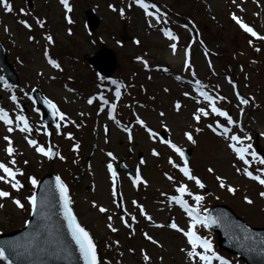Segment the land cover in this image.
I'll list each match as a JSON object with an SVG mask.
<instances>
[{
    "label": "rangeland",
    "instance_id": "374dc122",
    "mask_svg": "<svg viewBox=\"0 0 264 264\" xmlns=\"http://www.w3.org/2000/svg\"><path fill=\"white\" fill-rule=\"evenodd\" d=\"M198 1L206 9L205 15L210 13L219 21L214 24L207 18H200L198 24L203 39L208 44L211 43L213 55L216 57L214 62L212 60L210 62L206 57L204 59L203 56L197 54L189 70L187 64L183 73L172 75L178 84L173 81L172 77H167L164 72H168L167 66L174 69V72L180 71L181 54L178 53L177 56H179L176 57L179 60L178 65L169 63L167 43L159 34V27L152 29L150 25L147 28L144 23L146 20L141 16L142 9L138 5L136 7L138 12L134 11L132 14L127 13L125 8H121L125 11L121 16L118 15V11L121 9L112 13L107 10L108 2L106 0H76L74 14L77 26L73 29L74 35L69 37L65 34L66 26L62 21V12L54 1L32 0L31 8L35 7L36 13L44 16L49 25H53L51 26L54 33L57 32L55 34L59 48L66 47L73 50L75 56V59H60L66 72L62 79L50 80L49 77H54V74L43 60V44L28 43V34L20 30L15 24L13 14L6 13L3 5L0 4V38L5 43H9L10 49L15 47V52L21 61V66L18 65L19 69L17 70L21 71L22 75L16 71V65L12 64L22 83L21 96L23 93L30 94L35 84L41 82L40 87L43 90L41 92L45 97L59 106L62 105L72 116V119H82V123L76 129H68L66 132L67 137L64 138L65 160L63 161V158L52 164L46 160L38 159L31 151L27 150L23 137L19 136L17 132L18 123L14 122L15 132L11 136L6 133L7 127L0 123V158L6 160L8 144L5 137L7 136L13 141L12 146L15 149V154L11 160L16 157L17 171L24 172L27 169L29 172L28 166H31V178L35 177L37 181L44 175L59 173L63 178H67L68 182H71L70 195L73 206L81 223L89 228L97 245H100V255L104 258L102 264H145V254L150 257L148 264H192V262L186 255V251L190 250L186 237L167 227L174 220L181 228L188 230L191 223L183 209L170 199L175 195L179 183L182 182L177 170L179 167L174 168L169 163V159H171L180 166L172 149L166 143L160 142L161 146H159L152 141L149 133L144 134L143 127L138 123L123 125L126 130L131 129L132 138L129 139L128 131L126 135H123L106 118L100 119L99 117L94 120L97 117V109L92 110L86 105V97L96 92L94 83L97 81L89 76L86 66L77 62L78 56L81 57L84 53H94V50L96 51L100 46L110 48L116 54L115 74L124 76L127 80L130 75V83L122 84L119 90L122 100L116 115L121 122L123 124L132 123L136 118L135 112L137 111L140 119L144 120L152 131L157 134L163 131L167 136V141L171 140L178 147H190L189 167L192 174L205 184L202 194L200 189L194 192L196 195L205 196L204 209L212 205H225L231 208L247 225L252 228L264 229V198L259 195L264 192V187L245 177L243 174L245 168L240 166L231 153L233 151L227 145L230 143L229 139L216 138L207 131L206 124L208 123L212 128H215V118L201 119L200 123L194 120L193 117L197 114V109L204 108L206 111H210V108H207L193 95V86L184 87L182 85L184 82L186 85V82L198 81L201 85L200 88L210 93L214 89L215 96L224 97L218 102V107H221L222 111L228 112L234 122L238 123L244 118L240 129L241 133L236 126L234 130H231L230 135L239 136L243 141L242 145H250L252 149V141L257 134L258 146L264 154V51L260 54L261 65H256L252 61H250L252 64L248 65V53L252 50L249 42H246L234 30L223 34H218L216 31V28H219L221 32L222 27L225 26V17L231 7L241 13L244 18L250 17L255 22L257 30L263 31L260 35L264 36V0H235V3L233 0ZM24 2V0H15L13 5L20 6ZM171 4L176 7L174 0L171 1ZM87 9L92 10L101 21L91 37L85 34L88 31L83 30V11ZM21 13L28 15L25 10H22ZM81 15L82 18H80ZM30 23L34 24L35 20L32 19ZM176 25L182 32L181 40L184 46L187 42V36L184 38V35L188 32L192 36V33L190 29L183 31L178 23ZM134 38H138V41L146 46V49H141ZM259 43H264V40ZM59 48L56 47L55 51L57 52ZM138 55V58H147V62L157 65L162 73L150 74L149 71L154 68V65H147L144 70H140V65L132 63V58ZM74 62L77 63L74 64ZM238 65L243 66L244 72L247 74L246 79H250L244 82L240 78L238 81L244 95L252 101L250 110H247L244 104L234 100L236 96L234 85L220 73L224 69L228 71L233 69L236 74H239ZM70 66L76 67L68 71ZM210 68L211 70L207 72ZM193 72L195 76H193ZM213 74L214 77L211 76ZM87 76L88 78H86ZM68 77L74 78V82L67 81ZM77 77L79 79L75 80ZM212 83L213 85H211ZM209 85L213 89H210ZM65 89L72 92L69 93ZM0 92L5 94L3 104L8 93L1 88ZM102 94L104 95V93ZM177 103L181 105L179 112L175 107ZM13 112L11 111V113ZM161 113L164 115L161 116ZM89 116L91 118H88ZM69 119L66 115L65 120L68 122ZM38 123L37 132L43 127L40 121ZM223 126L233 127L227 122ZM106 127H109L108 134L103 133ZM197 128H200L201 131L197 132ZM186 133L193 135L195 144L187 142ZM69 136L72 139H69ZM54 142L60 143L61 140L55 138ZM77 145H79L78 151L74 150ZM153 150L159 152L160 155L153 156ZM107 152L114 156V161H110L106 157ZM61 157L63 156L61 155ZM27 161L28 163H25ZM116 161H124L127 167L132 168L136 175L139 172L142 180L146 181V186L142 183L136 187L130 178L121 175L119 192L126 204L124 215H129L132 219L135 217L128 227H125L122 220L113 214L117 211L113 198V186L106 167L109 164L113 166ZM256 163L257 170L250 169V171L259 175L260 170L264 169V165ZM68 167L73 174L72 179L63 174L66 173ZM209 168L214 171L210 173ZM168 175H171L174 180L169 181ZM216 177H221L226 187H235L236 195L233 196L226 188H221L220 181ZM33 190L34 187L29 183V188L26 191L21 190L17 194L30 197ZM13 192L12 200L17 197L14 189ZM24 197L17 198L24 204L22 211L12 203V200L3 201L0 199V203L5 205L4 208H0V234H7L23 226L29 207ZM245 197L252 199L254 203L248 205L245 203ZM131 201L135 202V207L130 205ZM93 204L98 207H93ZM138 206L143 207L147 214L153 218L151 222L145 219ZM191 206L196 207V203ZM99 207H104L108 211L102 215L98 210ZM108 217L112 219L109 220ZM109 223L118 231H111L108 227ZM155 224H164L166 227L157 228L154 226ZM197 230L200 234L207 232V237L212 240L211 244L218 254L226 257L233 264H244L236 257L220 251L216 239L208 234L211 233L209 230L206 231L204 227L200 229L197 227ZM144 233H148L158 241V244L154 245L145 239ZM181 249H185V251H181ZM1 262L0 264H6L4 261Z\"/></svg>",
    "mask_w": 264,
    "mask_h": 264
},
{
    "label": "snow or ice",
    "instance_id": "6c2138e0",
    "mask_svg": "<svg viewBox=\"0 0 264 264\" xmlns=\"http://www.w3.org/2000/svg\"><path fill=\"white\" fill-rule=\"evenodd\" d=\"M136 2H137V5L140 8H142L148 16H150V17L153 16V13L151 11H149V9L151 7H153L152 5L145 3L144 0H136ZM233 2L235 3V0H233ZM60 3L62 5H64V7L67 9V11H69V12L72 11L71 7H69V5H68V0H60ZM0 4L3 5V8L8 13L13 12V5L11 3H9L8 0H0ZM112 10L117 11L116 8H113ZM157 11H159V9H157ZM120 15L121 16L124 15L123 9L120 10ZM157 19H159V18H157ZM232 19H233V21H235V23L237 25H239V27L241 29H243V31L245 33H248L251 37H255L258 40H264V36L259 35L252 27H250L248 24H246L238 16L233 15ZM68 22L72 23L71 19H69ZM21 23H23L25 28L31 30L30 24H28L27 22H24V21H22ZM37 23L40 25V27H44V24L41 23L40 21H37ZM165 36H167V38L170 41L177 39V37L173 36V34L171 32H165ZM46 39L48 40V42L50 44L53 43V38L51 36H47ZM136 43L139 44L140 42L136 41ZM171 48H172L173 55H175L176 44H172ZM256 51H260V49H256ZM45 55L47 56L48 53L46 52ZM48 63L55 69H58L61 71L63 70L61 68L60 64L51 58L48 59ZM144 63H145V65H147L146 61H144ZM189 67H190V65H189ZM193 76H195L194 72H193ZM229 83H231V81H229ZM200 87H201V85H199V82H198V88H200ZM237 95L239 96V93H237ZM201 96L203 97V100L206 101L207 104L210 106L211 113H214L217 117H223L229 125H233V126L235 125V122L232 120L229 113L226 111H222L220 108H218L216 106V100L211 95H209L207 92H201ZM116 97L117 98L120 97L119 91L116 92ZM100 99H103V97H101ZM220 99L223 100L224 97L221 96ZM12 100H13V102H15L16 97L12 96ZM92 103H93V99H89L88 104L91 105ZM240 103L246 105V104H248V100L241 98ZM46 104L51 107L54 115L58 114L60 120L65 119L64 114L62 112H59V110L57 109V106L54 103H52L51 101H46ZM175 107H176V110L179 112L181 109V105L179 103H177ZM115 111H116V107H115V105H113L112 106V112L114 113ZM163 115H164V113H161V116H163ZM208 115H209L208 111H206L204 108H200L198 110L197 114H195L193 118L197 123H200L202 117H206ZM110 118L115 119V116H111ZM16 120L20 124H22V127L19 128V130L21 132H25V133L31 132V128H30L29 123L25 117L18 116L16 118ZM0 121H2L5 125L8 126L7 131L9 133H11L15 130L12 127L13 120L10 118L9 114L2 108H0ZM137 123L141 127L147 128V125H146L144 120L137 119ZM209 127L212 128L211 125H209ZM212 130L214 132H216L217 135H220L224 138L229 139L231 141V143L228 146L232 149L233 152L236 153L238 159L243 161L244 164L247 165L248 167H251V161L247 158V154L250 152V145L244 146V147H238V145L243 144V141L241 140V138L239 136H236V135H230L231 128L224 127L220 123H217L215 128H212ZM105 131L106 132L108 131L107 128H105ZM127 131L129 134V139H131L132 138L131 129H127ZM196 131L199 132V131H201V129L197 128ZM148 132H149V135L151 137L156 136V133L154 131H152L151 129H148ZM185 135H186V138L189 142H191L192 144L196 143V141L194 140L191 133H186ZM68 138L72 139L71 136H69ZM248 139H251V137H248ZM5 140L7 141V144H8L6 152H7L8 156L11 157L15 154V149L12 146L13 141L7 136L5 137ZM163 142L166 143L167 146L170 149H172V151L179 154V156H181V157L184 156L183 150L181 148H179L176 144H174L171 140L163 141ZM27 143L32 148H34L39 154H41L42 156H46L48 159H53L54 154L51 152L50 149L46 150L45 147L38 145V143L32 139H28ZM74 150L78 151L79 145H77ZM108 155L111 156L112 154L109 153ZM152 155L158 157L160 154H159V152L153 150ZM251 157H252V160H256L260 165H264V158L257 157L255 152H251ZM60 158L63 159V157H60ZM11 163L13 165H15L16 161L13 159L11 161ZM25 163H27V162H25ZM141 163H144V161H141ZM169 163L174 168L179 167L175 163V161H173L171 159H169ZM107 167H108V170L112 173L113 184L115 185L116 173L113 170L111 164H109ZM0 171H2L4 174V175L0 176V181H2L5 184H10L11 188L14 189L16 192H20L21 189L24 188V185L22 183H20V181L18 179H16L17 176H23L24 175L23 172L14 171L12 168L6 166L4 163H0ZM179 171L183 174L184 177L187 178V180L194 181L195 184L200 189L205 188V184L198 177H196L192 174V170L189 167V162L187 160H184V166L179 167ZM208 171L210 173H212L214 171V169L209 168ZM243 174L246 175L248 179L255 181V182H258L262 187H264V169L260 170L259 175H254L252 171H248L246 168L244 170ZM167 179L169 181L174 180V178L171 175H168ZM216 179L218 181H220L219 186L221 188H226V190L229 193H231L233 196L236 195L237 189L235 187H226V184L221 177H216ZM30 183L34 188L38 186V181L35 177L30 178ZM133 183L137 186H139L140 184L143 183L146 186V181L142 180L139 172H137L136 178L133 181ZM56 187L60 193V198L63 202V216H64V219L67 221V225H68V229H69V232L71 235V239H72V241H74L75 245L77 246L79 253H80V255L84 261V264H101V261L99 260L98 255H97V245H96L92 235L90 234V232L88 230H86V228L83 227L80 224V222L77 220V217L71 208L72 201H71L69 194H68V188L63 183V181L60 179V177L56 178ZM176 192L179 193V196H173V197H170V199L174 204L179 205V207L181 209H183V211L185 213H187L188 218H189L191 223L189 225L188 230L181 228L174 220L169 225H167V227H170L175 232L181 233L183 236L186 237L187 243H188V245H190V250L186 251V255L189 258V260L192 262V264H214L215 261H218L219 264H229V262L227 260H225L222 257L217 255V253L215 252L211 242L208 239L200 236L198 234V232L196 231L198 226L205 227V228H211L213 225H216L218 223L216 218H212V217L202 215V213L200 212L199 206L202 203V201L204 200V196L193 194L189 190V188L186 184L179 186L176 189ZM113 194L115 195V189L113 190ZM259 195L262 198H264V192L259 193ZM185 196L192 197L196 202V207L189 205L184 199ZM11 198L12 197H11L10 192L0 190V199H11ZM12 203H14L17 206V208H19L21 210L24 209V204L19 199L12 200ZM29 203L32 206V213H33V215H35L36 211H37V197L31 196L29 198ZM245 203H247L248 205H252L254 203V201L250 198L245 197ZM45 205H46V202L42 201L40 204L41 209H43L45 207ZM117 206L119 207V205H117ZM4 207H5V205L0 203V208H4ZM93 207H98V206L96 204H93ZM138 207L140 208L141 214L144 215L145 219L151 222L153 218L147 214V212L143 209V207H141V206H138ZM98 210L100 213H106L108 211V209H106L104 207H99ZM108 219L111 220L112 218L108 217ZM133 220H135V217H133ZM128 226L129 225H128L127 221H125V227H128ZM154 226L157 228L166 227L164 224H155ZM108 227L113 232L118 231V229L113 227L111 223H109ZM144 237H145V239L149 240L152 244H154V245L158 244V241L153 239V237H151L148 233H144ZM245 239H249V237H245ZM261 244H264V241H262ZM160 246L162 247V245H160ZM21 247H23V245H21L19 242H7L6 246H0V261H4V262H6V264H13L11 257L9 255H6V252L9 250L15 251ZM198 250H200V251H198ZM181 251H185V249H181ZM149 260H150V257L147 254H145L144 255L145 264H148Z\"/></svg>",
    "mask_w": 264,
    "mask_h": 264
},
{
    "label": "water",
    "instance_id": "95a60500",
    "mask_svg": "<svg viewBox=\"0 0 264 264\" xmlns=\"http://www.w3.org/2000/svg\"><path fill=\"white\" fill-rule=\"evenodd\" d=\"M49 206L51 207V209H54L55 212H57V213L59 212L55 207L51 206L50 204H49ZM35 227H36V225L33 228L34 230L32 232H30L31 235L35 234V231H36ZM224 230H225V227H223V233H224ZM78 252H79V250H78ZM54 260H55V262L53 264H83L82 260L79 259L78 257H76V254L73 256V255H69V253L65 254L61 258L56 257Z\"/></svg>",
    "mask_w": 264,
    "mask_h": 264
},
{
    "label": "bare ground",
    "instance_id": "6f19581e",
    "mask_svg": "<svg viewBox=\"0 0 264 264\" xmlns=\"http://www.w3.org/2000/svg\"><path fill=\"white\" fill-rule=\"evenodd\" d=\"M169 63H173L174 65H176L177 63H178V59L175 57V58H173V57H169Z\"/></svg>",
    "mask_w": 264,
    "mask_h": 264
}]
</instances>
